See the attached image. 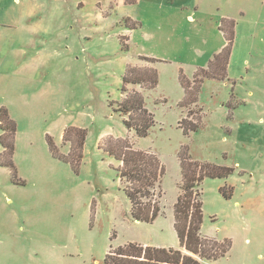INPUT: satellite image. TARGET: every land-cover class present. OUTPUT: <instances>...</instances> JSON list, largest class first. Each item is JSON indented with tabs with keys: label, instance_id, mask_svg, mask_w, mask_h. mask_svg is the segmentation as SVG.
<instances>
[{
	"label": "rangeland",
	"instance_id": "1",
	"mask_svg": "<svg viewBox=\"0 0 264 264\" xmlns=\"http://www.w3.org/2000/svg\"><path fill=\"white\" fill-rule=\"evenodd\" d=\"M218 6L219 0H0V108L17 125L12 157L0 143V264H103L110 250L130 241L184 250L174 227L184 153L235 168L227 178L202 182V234L228 237L232 247L201 264H264V0H247L230 70L238 80H206L190 105L179 80L181 70L200 79L199 65L219 51ZM226 9L238 11L231 3ZM128 16L138 28H126ZM128 65L159 72L152 91L127 85L154 114L146 137L129 130L118 111ZM182 118L205 126L186 135ZM67 129L72 140L86 130L78 166L73 142L63 138ZM48 136L67 159L52 153ZM112 137L156 152L166 168L163 216L152 223L132 217L121 162L105 150ZM10 159L13 167L3 164ZM225 184L234 187L229 199L220 192Z\"/></svg>",
	"mask_w": 264,
	"mask_h": 264
},
{
	"label": "trees",
	"instance_id": "2",
	"mask_svg": "<svg viewBox=\"0 0 264 264\" xmlns=\"http://www.w3.org/2000/svg\"><path fill=\"white\" fill-rule=\"evenodd\" d=\"M130 23L124 24L126 27L135 29L140 25L138 21L128 16ZM235 25L233 19L222 18L220 29L224 32L227 44L210 61L207 67H200L201 78L195 75L193 80L189 79L181 70L180 83L184 89L186 103L196 104L198 102V92L206 80H224L228 76V65L235 41ZM229 26V28L227 27ZM122 43V42H121ZM124 51L129 47L122 44ZM149 61H162V59L152 56H142ZM159 72L156 67H140L128 65L123 76L122 91L127 93L125 99L120 103L118 111L122 113L124 124L129 130H135L139 137L150 135L155 125V117L146 107V99L139 90L128 92L127 85L135 84L153 90L159 84ZM194 83V86H193ZM197 89L196 86L197 85ZM189 115L194 117L195 113L189 111ZM0 143L4 148V153L12 157L15 150V134L17 125L9 117L5 107L0 108ZM205 125L198 120L180 121V127L184 134L190 135L197 132ZM67 129L63 138L73 142V162L78 166L83 157L81 149L84 146L86 130H77L81 137L72 140L68 138ZM10 132L11 141L6 140V133ZM50 150L54 155L67 159L59 155L57 147L52 137L48 136ZM134 142L129 137L111 138L105 146V150L121 162L117 169L118 176L123 184V191L131 203V214L135 220L143 222H154L160 215H163L162 182L166 174V168L161 158L156 152L141 150L134 147ZM80 149L79 153H75ZM180 164L182 169L183 182L180 185L181 192L174 204V227L182 250L175 247H159L144 245L130 241L110 250L103 261V264H201L202 259L218 260L225 257L232 247V240L228 237L218 239L216 237L204 236L202 234V224L204 218L203 210V190L202 182L206 178H227L235 172L233 166L217 164L215 162H200L192 159L187 154H181ZM4 165L14 166L12 159ZM226 184L220 188V192L227 199L233 196L234 187Z\"/></svg>",
	"mask_w": 264,
	"mask_h": 264
},
{
	"label": "crops",
	"instance_id": "3",
	"mask_svg": "<svg viewBox=\"0 0 264 264\" xmlns=\"http://www.w3.org/2000/svg\"><path fill=\"white\" fill-rule=\"evenodd\" d=\"M228 3H231L235 9H237V13L236 14H233L229 11H227L226 7L228 6ZM198 7V6H197ZM221 14H220V19H219V29H220V22H221V19L222 18H229V19H233L235 20L236 22V25H235V40L237 38V35L240 34L239 31V27L241 25V23L243 22V19H244V16L247 12H246V9H247V0H219V6H218ZM127 29H130V30H134V29H131V28H128L126 27ZM136 29V28H135ZM221 30V29H220ZM223 36H224V41L223 43L221 44L220 46V49L218 52H220L227 44V41H226V38H225V35H224V32L221 30ZM235 42V41H234ZM234 46V45H233ZM218 52H215L212 57L209 59L208 63L206 66H203V65H199L200 67H207L210 63V61L214 58V55ZM232 55H233V50H232V54H231V57H230V62H229V65H228V77L231 78V79H235V80H238L237 78L235 77H232L231 74H230V70L232 69ZM163 61V60H162ZM247 62V59L246 61ZM198 66V67H199ZM197 68V67H196ZM234 76V75H233ZM243 79V77H242ZM180 80V79H179ZM139 88H141L140 85H138ZM152 91V90H151ZM185 93V92H184ZM160 216H163V215H160ZM173 247V246H172Z\"/></svg>",
	"mask_w": 264,
	"mask_h": 264
}]
</instances>
